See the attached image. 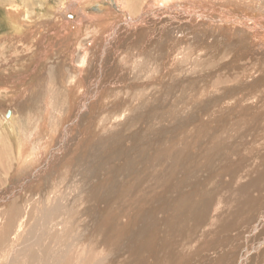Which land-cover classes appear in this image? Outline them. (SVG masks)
Listing matches in <instances>:
<instances>
[{
	"label": "bare ground",
	"instance_id": "bare-ground-1",
	"mask_svg": "<svg viewBox=\"0 0 264 264\" xmlns=\"http://www.w3.org/2000/svg\"><path fill=\"white\" fill-rule=\"evenodd\" d=\"M110 1L111 0H61L58 7L49 8L45 13H40L37 19H35L34 24H31L32 22L29 23L31 20L30 16H28L30 20H27L28 23L26 22V17L24 18L23 12L13 10V8H11L10 11H6V21L10 24L15 34H22L25 31L23 29H28L30 31L34 29L37 31L38 28L47 32V34L42 35V38L40 37V49L37 52L33 64L27 69L28 73L32 71V75H35L38 66L44 68L49 65L50 53L56 52L57 56L60 55L59 60L56 62L53 61V63L50 64V69L48 68L49 71H47V73L50 74L51 71L53 77L52 83H54V85L58 83L60 88L56 85L57 88L69 93L68 97H71L72 95L70 94L72 93L74 95H79V99L76 101L79 103L76 104V107L78 109L80 107L82 110L85 105L87 106V98L91 100L95 99L94 101L100 98L103 102V100L106 99V97L104 98V94H106L105 90H108L107 92L109 94L110 90L113 91V89L118 88L117 86H119L120 83H125V77H127L126 69L131 68L128 65V60L130 55L133 54L131 50V48H133L135 49V57L138 58L137 61L139 62L138 71L135 74L132 73L135 75L132 80V85L136 86L138 88L137 90H142L141 87H146L144 90L147 91L148 88L153 87L152 94L156 95L158 98L162 93L163 95L171 93L176 94L183 85L186 84L188 86L189 83L192 82L194 93L190 95V97L195 96L197 98L198 95L199 97L205 95L206 98L204 99L198 98L199 101H201L199 103H202V107L197 112L195 118L189 115L191 116L190 118L184 121L180 120L176 124L178 125L176 128L178 138L176 135L175 137L180 141H184L185 138L183 135L189 130V125L191 126L192 124L193 127H196L195 134L192 136L193 141L190 150L187 149V146L190 144L186 142L182 143V147H180L181 145H179V148L176 147L177 151L174 153H171L167 149L171 154L168 152H159L158 150L160 154L157 157L159 159H174L172 160L173 163L170 164L171 169L174 168V173L163 166L162 169H160L163 171V174H157L156 176L157 182L161 185H152L147 177H142L141 180V176L139 178L135 177V174L132 172L131 168L133 166L130 165L131 162L129 163V156L127 155V151L133 149L130 143L131 141L133 142L134 139L132 140V138L134 136H130L121 144V147L125 148V151L120 149L121 152L126 153H120V156L124 159L125 164L129 163L125 166V168L127 167V171L122 172L119 169L120 167H116L117 170L115 175L111 173V170L110 172H102L103 175H106L104 180L100 178L101 174L96 180L87 178L85 175L84 182L82 181L83 175L81 176L83 162H81V145L79 144L80 152H78V150L76 151V149L73 151L75 154L73 160H76L78 163L74 164V168L71 167L74 173H70L69 175L72 179L69 181V188L73 187L78 189V185H80V189H82V182L83 187H85L91 183L90 181L95 183L97 181V184H94L95 187H92V189L94 188L92 192L95 196L92 200L93 204L81 210L76 203H60L56 195L51 196L50 194L48 195V193H42L43 189H39L37 185L32 186V181H35V184L39 183L40 178L37 177V174L41 171L39 168L41 169L42 166L47 164L45 156L50 151L46 143L41 145L42 141H40L41 139H37V137H35L34 141L36 142V140H39L40 143L37 141V144L39 143L38 146L32 149V147L28 145L32 143L30 139L24 138L23 129L19 123L20 118H18V114L20 117L23 116L26 121L25 124H27L25 128L26 132H32L33 129H29L31 124L36 122L37 125L40 122V118H42L43 121L45 114L52 110L49 108V106L52 107V105H50L52 98H50L49 92H52L48 90V84L52 85V83L49 81L48 75L47 82L43 80L44 75L41 72L43 76L40 77L39 80L33 77L31 81H28V86L19 87L21 95L26 94L25 92L27 90L30 91L29 93L31 96L36 93V90L39 91L40 99L38 106H36L37 109H28L29 103H27L26 98L23 99L24 97H20L19 99L17 98L18 100L15 102H21V104L18 106L11 104L13 108L9 109V115L6 118L7 121L5 120L6 116L3 120L5 123L8 122L7 125L3 123V126H5L6 129L9 128L12 135L13 141L11 144L13 146L11 152H13L14 156H16L15 158L18 159V163L22 161L21 166L18 164L17 168L15 167L14 173L16 176L19 175L18 177H20H16L17 180L20 179L17 182V189L23 192L20 193V197L18 196L16 198L13 194H15L17 189L12 191L13 193L8 191L7 193L6 190L3 189L0 192V205L3 206V208L0 209V252L3 249L7 252L6 264H207L212 258L209 252L206 251L207 249L211 247H217L218 249V246H223L224 251H227L228 246L231 245V247H233L234 239L238 238L240 235L243 238L242 247L240 245L241 250L237 251V254L232 256H237V258L232 260L238 264H243L244 261L247 262L250 256L249 250L253 248L251 247L252 244H250V240L252 239L251 236L256 232L264 234V210L260 209V205L264 203V0H144L138 13L136 11L137 14H135L136 8H134V4L135 2L137 3V1L140 3V0H132L130 4L129 0H115V12L113 13L112 11L110 12L107 6ZM93 2L102 4V6L97 5L95 12H100V14L97 13L98 15L93 14L94 12L88 13L89 10L92 9L90 3L92 4ZM88 4L89 7H87ZM65 14L72 17V23L69 22L71 19H65ZM51 22H53L51 29L46 28L45 26ZM84 24L85 26L83 27L82 25ZM89 25H92V27ZM151 26H153V28ZM82 27L85 30L92 28L90 30L92 31L90 37L94 35L93 37L96 39L93 45L90 42L84 47L77 39H74L76 36L80 35V32L82 34ZM125 30L127 34L118 37L117 33L125 32ZM236 34H238L239 37ZM38 35L41 34L38 33ZM233 35H236L237 39H233ZM243 38H245L244 42ZM253 39H255L254 42H252ZM168 41H174V46H171V48L176 47V51H178V47L180 48L183 44L182 50L180 51L182 54L180 62L183 60V63L188 65V67L183 68V64H180V68L175 66L174 68L179 72H183L184 76L176 80L172 79V82L166 84V77L164 78V75H167L166 72L168 68H170L169 66L171 63L169 59L170 57L172 58L173 54L177 56V54L174 53V49L167 53H163L164 44ZM238 41H240V43H238ZM119 42L125 44L126 50L129 49L130 55L125 54L127 58L123 60V66L127 65L126 67H122V63L116 61L115 53L117 50L115 47H117ZM242 44V48L251 50L252 54L255 55V52L260 54L261 60H259L260 57L256 56L253 58L242 56L241 50H235V45ZM30 45L27 46L26 49H28ZM157 46H159V49H157ZM167 46L169 45H166V47ZM54 48L56 49L54 50ZM16 50L17 52L19 51V49ZM89 50V54H85V52L87 53ZM151 50L153 52H150ZM73 53H78L80 55L81 62H77V60L73 59ZM180 53L178 51V55ZM8 55L9 53L7 56ZM47 55L48 58L44 60L46 62H42L45 65L41 67L42 65L40 66L39 62ZM15 56L18 57V55ZM76 57L78 58V56ZM255 57L256 59H254ZM205 58L214 59V61L211 65L203 67L202 71H200L201 73L196 75L190 74V77H188V72L195 73L193 68L194 65L197 64L196 62L204 61L206 60ZM31 60L32 59H30V61ZM240 60H249L250 63L240 62ZM258 61H260V63ZM132 64L134 65V63ZM135 65L137 66V64ZM191 66L192 68L190 70ZM148 67H150L152 71H148ZM230 68L234 70L232 76L231 73H229ZM244 71H255L256 74L254 76L245 75L240 81L236 82V84L224 85L226 81L232 80L233 76L237 78ZM157 72H159V75H156ZM227 73L230 77L223 80L222 75H226ZM65 76H68V81H65ZM205 77L211 79L217 77V79L220 78L221 80L219 79L217 81L219 84H210L211 81H208L209 83L207 84V81L204 80ZM201 79H203L204 82ZM32 80L35 81L34 83L38 81L37 84H33ZM64 81L66 83H64ZM83 81H86L87 85L83 84ZM243 81H247L248 84H243ZM197 84H201L198 88L205 85L210 86V88L211 86L213 87L209 90H207L209 87H203L204 89L195 91L197 90ZM51 87L54 88V86ZM8 88L10 89L11 87ZM165 88L173 89L174 91L166 93ZM120 89L121 88H119V90ZM243 90H246L245 94H243ZM52 100H55L54 104L57 103V105L60 102H57L58 99L56 97ZM67 101H69L68 103L71 107L75 102L74 96ZM163 101H166V99L161 101V108L164 105ZM184 103L188 105L187 101ZM117 105V103L115 106L111 104V106L106 109L113 110ZM101 106L102 108L106 107L105 104H101L100 107ZM77 108L73 111L68 110L72 112L69 113L70 115L64 116L63 121L65 122L62 125L60 124V128L58 127L48 135L50 137L49 142L46 141L48 145L53 141L55 143L57 140V143H60L62 146V152L65 150L63 149L65 145L62 142L69 136L68 131L77 123H80L79 126H81L82 116L80 117L76 114ZM2 111L3 110L0 112ZM100 115L101 111H98L92 119L96 123V126L101 122L100 120L103 119V117L100 119ZM67 117L68 120H66ZM139 117L140 116L137 115L134 119H140ZM124 119L125 118H123V120ZM192 119H195L194 121H197V123L194 121L192 122ZM70 120L71 122H69ZM78 120L79 122H77ZM132 121L129 122L132 124ZM3 126L1 124L0 129ZM139 128H141V126ZM130 130L132 131V129ZM105 131L106 130H104V132ZM3 132L5 133L7 130L3 129ZM110 132L112 131L108 128L107 134L110 135ZM43 133L45 132H42V136ZM75 133L77 139H79L78 141H81V138H83L81 132ZM172 133L173 132L170 134ZM114 134L115 132H113L112 135ZM172 135L174 136V133ZM136 136L137 139L138 137H143V135H138V133ZM0 137L3 138L2 135H0ZM102 137V140L100 136L97 138L98 140L96 139V141H98L97 143H99V150H97V153L95 152V157H101V152L107 157L101 159L96 158L99 160V164H102L104 158H108L112 151V148L107 149L106 147L108 146L103 145V141L106 140L107 135ZM1 138L0 140L6 141V139ZM162 142L164 141L162 140ZM148 143H151V139L148 140ZM97 145L98 144L94 146ZM33 146H35V144ZM193 149L194 151H192ZM94 151L95 147H93L91 151L88 150L89 154ZM138 151L139 154L143 153L139 148ZM4 153L5 144L2 142L0 143V156L4 157ZM22 154H24V156H22ZM149 155L151 154L149 153ZM140 157L144 159L146 156L143 153ZM157 157H155L156 159L152 158V160L156 162ZM5 159H8V157ZM2 160L3 164L5 160ZM64 163L70 164L71 162H66L65 160ZM122 166H124L123 163ZM149 166H151V164ZM6 169L8 168H5V171ZM8 170L7 172H9ZM33 170L37 172H32ZM147 170L144 171L146 172ZM118 171H120L121 175L116 176ZM151 172L154 171L151 170ZM33 173H36L34 179L33 176L35 175H33ZM174 174H176V178H174ZM53 175L54 174L51 173L50 175H46L47 178H45L46 181L44 180L45 183H50ZM159 176H161L162 180L158 179L160 178ZM109 179L116 185V189H114L115 193L111 195V192L107 190L104 195L99 196L96 193L97 189L103 184H106ZM131 181H134V183H131ZM146 183L148 185L151 184V189L148 190H151L152 195H163L166 199L165 202L163 198L157 199V203H155L152 212H156L155 217L157 218L151 217V219H147L144 216L140 218L138 213L139 210L130 209L129 207L132 200L138 201L139 203L144 201L143 198L147 191L145 190ZM185 183L186 186L184 185V188L183 184ZM70 193V191L67 192L69 195ZM12 196H14V198ZM33 196L36 197H34L33 202L29 200L31 201L29 204L35 205V210L33 209L35 213H33L32 210L24 213L20 208H15V206H21L19 203L21 198H31ZM147 198L148 197H146V199ZM186 198L188 199L186 200ZM167 200H170V202L168 201L167 203ZM17 201L20 206H18L19 204ZM24 205L25 204L22 206L24 207ZM252 211L253 215L251 214V217L249 215ZM26 214H32V217ZM153 214L149 213V216H153ZM121 217L124 219H120ZM83 219H87L88 223H86L82 229L81 222ZM238 221L244 223L242 224L243 228L239 229L240 226H236ZM83 224L84 223H82V225ZM157 231L160 232V236L157 235ZM67 236L68 239L65 240ZM220 240L222 241L219 243ZM238 245L239 244H237V246ZM81 252L85 253L86 256L81 257ZM230 252L231 250L229 248L228 253H219V258H214L216 261L219 260L218 262L224 263L225 261H229L231 257ZM262 255L260 259L257 258L259 262L264 259V253ZM229 263L231 264V262Z\"/></svg>",
	"mask_w": 264,
	"mask_h": 264
},
{
	"label": "rangeland",
	"instance_id": "rangeland-1",
	"mask_svg": "<svg viewBox=\"0 0 264 264\" xmlns=\"http://www.w3.org/2000/svg\"><path fill=\"white\" fill-rule=\"evenodd\" d=\"M60 1L61 0H0V50L1 53H0V111L3 110L2 112H0V127H1V124L2 126L4 124H8V122H3L4 120V117L6 116V113H7V110H9L10 108H13L12 105H16L18 106L19 104H21V102H15L17 101L20 97H24L23 99L26 98V101L28 104V109L29 108H32V109H37L36 106H38V102H39V99H40V95H39V91L36 90L35 94H33L32 96L30 95V91H26L25 93L26 94H22L21 95V91L19 92L20 88L21 87H25V86H28V81L34 77L36 78V80L40 79V77H42L44 75V79L46 82H47V75H48V79L49 81L52 83L53 81V77H52V74H51V71H50V74L47 73L48 68L50 69V64L56 61L59 60V56H57L56 52H53L52 54L50 53V58H49V65L45 66L44 67V63H42L44 60H46L48 58V55L44 57V59L39 62L40 66L41 67H44V68H40L38 66L37 70L35 71V75H32V71H29L28 73V70L30 65L33 64L34 60H35V57L37 55V52L39 51L40 49V44H41V38L43 37L42 35H45L47 34V32H45V30H40L38 28V30H34L32 29L31 31L28 30V29H23L25 30L22 34H15V32H13L12 28L10 27V24H8V22L6 21L7 18L5 17L6 15V11H10L11 8H13V10H18L20 12H23L24 13V18L26 20V22L28 23V21L30 20L28 16H30L31 20L29 23L31 24H34L35 23V19H37V16L41 13H45V11L49 8H54V7H58V5L60 4ZM132 0H129V4L131 3ZM144 0H140V3L137 1V3L135 2L134 4V8L135 9V14L138 13V10L140 9V7L142 6ZM109 4L106 5L109 7L110 9V12L112 11L115 12V5H116V1L115 0H111L110 2H108ZM138 6H137V5ZM97 5H100L102 6V4H96L95 2H93L92 4L90 3V6H91V10H89V14L92 12H94L93 14H100V12H95L96 11V8H97ZM133 6V5H132ZM89 7V4L88 6ZM114 8V10H113ZM94 9V10H93ZM60 10V9H59ZM61 11V10H60ZM137 11V13H136ZM98 13V14H97ZM114 15V14H113ZM65 19L66 20H69L71 19V22L72 23V17H70L69 15L65 14ZM6 18V19H5ZM28 20V21H27ZM52 23H49L48 25H46L45 27L48 28V29H51V26H52ZM148 25V24H147ZM83 27L85 26L82 25ZM90 27H92V25H89ZM82 27V34L80 32V35L76 36L74 39H77L78 42H80L81 45H84V47L87 46V43H90L93 45V42H96V39L92 36V31H90L91 29H87L85 30L84 28ZM153 28V26H151ZM225 29V28H223ZM33 31V32H32ZM30 32V33H29ZM41 34V35H38ZM7 34V35H6ZM29 34V35H28ZM126 30L125 32H122V33H117L118 37H122L124 35H126ZM243 34V33H241ZM5 35V36H4ZM33 35V36H32ZM83 35V36H82ZM97 35V34H96ZM238 37L239 35L236 34ZM236 35H233L232 38L233 39H237V36ZM16 36V37H15ZM31 36V37H29ZM35 36V37H34ZM86 36V37H85ZM98 36V35H97ZM14 37V38H13ZM19 37V38H17ZM23 37V38H22ZM34 37V38H33ZM41 37V38H40ZM49 37V36H48ZM51 37V36H50ZM3 38V39H2ZM30 38V39H29ZM6 39V40H5ZM11 40V41H10ZM30 40V41H28ZM245 38H243V42H244ZM247 40V38H246ZM255 39H253L252 42H254ZM7 41V42H6ZM27 41V42H25ZM35 41V42H34ZM75 41V40H74ZM98 41V40H97ZM119 41V40H117ZM183 41V40H182ZM22 42V43H21ZM32 42V43H31ZM27 43V45H26ZM39 43V44H38ZM84 43V44H82ZM238 43H240V41H238ZM7 44V45H6ZM21 44V45H19ZM31 44V45H30ZM33 44V45H32ZM36 44V45H35ZM9 45V46H8ZM28 49H26L27 46H29ZM91 45V46H92ZM166 45H169L166 47ZM171 46H174V41H168L164 44V48H163V53H167L171 50H175L174 53L177 54L172 56V58L170 57L169 59V62L171 63L170 64V68H168V71L166 72L167 75L165 74L164 75V78L166 77L165 79V83L166 84H169L170 82H172L173 80H176L177 78H181L183 75V72H179L178 70H176L174 67L177 66V68H180V66L183 64V68H187L188 65H186L185 63H183V60L180 62V59H182V54L180 53V51L182 50V47H183V44L181 45V47L179 48L178 47V51H179V55H178V51H176V47H173L171 48ZM236 48L235 50H241L240 52L243 54L242 56H247V57H250V58H253L254 56L256 57H260L259 60H261V55L256 53L255 52V55L252 54L251 50H245L246 48H242L243 44L242 45H235ZM15 47V48H13ZM159 49V46H157ZM161 47V46H160ZM78 48V47H77ZM16 49H19V51L17 52ZM25 51H24V50ZM56 48H54L55 50ZM115 49L117 50V52L115 53L116 55V61L118 63H122V67H126L127 65H124L123 66V60H125V58H127V56L125 54H129V49L126 50V46L124 43H120L117 45V47H115ZM256 49V48H255ZM6 50V51H5ZM24 52H23V51ZM28 50V51H27ZM33 50V51H32ZM53 50V51H54ZM131 50L133 51V54L130 55V58L128 60V65L131 67V68H124L126 69V76L125 77V83H123V86H122V83H120L119 86H117L118 88L117 91L116 89H113V91L110 90V93L108 94V90H105L106 91V94H104V98L106 97L105 100H102L100 99H96V101H94L95 99H90V98H87V106L85 105V109L83 108L82 110H79L77 107H76V104L79 103V102H76L78 101L79 99V95H74L73 93L70 94L72 95L71 97L69 96L68 97V94L67 92H64V90L62 91V89H59L60 86L58 83H56L54 85V83L51 84H48V90H50L52 93L49 92V96H51L50 98H54L56 97L59 102V104L57 105L54 104L55 103V100H52L51 99V103L49 106L50 109H52L51 111L47 112L44 116V119L42 121V118H40V122L36 125V122H34L33 124H31V127L29 128L30 130H32V132L28 131L26 132L25 128H26V125L25 124V120L23 118V116L20 117V115L18 114V118H20V125H21V128L23 129V133H24V138L25 139H30L31 143L32 144H28L29 146L32 147V149H34V147L38 146L39 145V140H36V142L34 141L35 140V137H37V139H41L40 141L41 142V145L46 143V146H48V149H49V153L45 156V161L47 162V164H45V166H42L41 169L39 168V174H37V177L40 178L39 179V183L35 184L36 182L35 181H32V186L34 185H37L39 189H43L42 193L45 192L48 193V195L50 194L51 196L53 195H56V198L57 200L60 202V203H67V204H74L76 203L77 206L79 207V209L81 210H84L87 206L89 205H92L93 204V198L95 197L93 195V189L92 187L95 185L94 184H97V181L96 183L93 182V181H90L91 183H89V181L87 180V182L89 183V185L83 187V182L81 183V188L80 189V185H78V189H75V188H69L70 184H69V181L72 180L71 179V176L70 173H74L73 169L75 167V163H78L76 162V160H73L74 159V153L73 151L76 149V151L78 150V152H80V145H81V162H83V167L81 168V176L83 175V179L82 181H84V178H85V175L87 178H93L94 180H96V178H98L101 174V177L103 180L105 179L104 177H106V175H103V173L109 171L110 170L112 171L111 173L113 175H115V172H116V167H120V171L124 172V171H127V167L125 168V166H127L130 162V165L133 166L131 169H132V172L133 174H135V177H140V179L142 180V177L144 178H148L149 181L151 182V184H159L161 185L160 183L157 182L156 180V176L157 174H163V171H161L160 169H162L163 166H165L164 168H168L171 170V172L173 171L174 173V168L171 169V163H173L172 160L174 159H165V160H161L159 159L157 156H159L160 153H158V150L159 152H168V150L171 152V153H174L175 151H177L176 149L179 148V145H181L180 147L183 146V142H186L187 144H190L189 146H187V149L190 150V147H191V143H192V139H193V135L195 134V129L196 127H193V125L191 124V126L189 125V130L187 131V133L184 136V141H180V140H177V131H176V128L178 125L177 122L180 121V120H186L188 118H190L191 116L189 115H192L193 118H195V116L197 115V112L200 110V108L202 107V103H199L201 101H199V99L201 98H206L205 95L203 96H200L199 95L197 96V98L194 96V97H190V95H192L194 93V90H193V87H192V82L189 83V85L187 86L186 84L183 85L181 87V89L179 90L178 93H171L172 91H174L173 89H167L165 88V92L166 93H171V94H166V95H159V97L157 98L156 95H153L152 94V89L153 87L151 88H148L147 91L144 90L146 89V87H141L142 90H137L138 88L136 86H133L132 85V80H133V77H135V74L137 71H138V65H139V62L137 61L138 58L135 57V49L131 48ZM14 53H12V52ZM36 51V52H35ZM245 51H248V52H245ZM6 52V53H5ZM9 53V55L11 56H7V54ZM33 54H32V53ZM90 50L85 54H89ZM150 52H153L152 50ZM239 52V51H237ZM12 53V54H10ZM20 54V55H19ZM107 54L109 55V53L107 52ZM15 55H18L15 56ZM74 55V56H73ZM72 57L74 60H77V62H81V58H80V55L77 53H73ZM7 56V57H6ZM54 56V57H53ZM78 56V58L76 57ZM15 59H14V58ZM256 57L254 59H256ZM13 58V59H12ZM54 58V59H52ZM58 58V59H57ZM26 59V60H25ZM30 59H32L30 61ZM206 59V58H205ZM208 59V60H207ZM206 60L204 61H197L196 63L199 65H194V68L193 70L195 71V73H190L188 72V77H190V74L192 75H196L198 73H201L200 71H202L203 67L205 66H208V65H211L214 61V59H209L207 58ZM29 60V61H28ZM171 60V61H170ZM210 61V62H208ZM264 61V60H263ZM46 62V61H44ZM134 63V65L132 63ZM208 62V63H207ZM240 62H244V63H247L250 61H246V60H240ZM255 62V61H254ZM260 63V61H258ZM202 63V65H201ZM29 64V65H28ZM137 64V66L135 65ZM181 64V65H180ZM38 65V64H37ZM54 65V64H53ZM52 65V66H53ZM133 65V66H132ZM258 65V64H257ZM13 68H12V67ZM16 67V68H15ZM28 67V68H27ZM86 67V66H85ZM154 67V66H153ZM196 67V68H195ZM46 68V69H45ZM137 68V69H136ZM192 66L190 67V70H191ZM258 68V67H257ZM12 69V70H11ZM122 69V70H124ZM157 69V68H156ZM171 69V70H169ZM174 69V70H173ZM259 69V68H258ZM258 69H255V70H258ZM128 70V71H127ZM136 70V71H134ZM173 70V71H172ZM176 70V71H175ZM192 70V71H193ZM260 70V69H259ZM16 71V72H15ZM148 71H152L150 67H148ZM156 71V70H155ZM189 71V70H188ZM198 71V72H197ZM43 75H42V73ZM130 72V73H128ZM178 72V74H177ZM233 72L234 70H232L230 68V72L231 73V76L233 75ZM22 73V74H21ZM133 73V74H132ZM181 75H180V74ZM187 73V72H186ZM18 74V76H17ZM28 74V75H27ZM41 74V75H40ZM129 74V75H128ZM256 73L255 71H244L242 74H240L237 78H235L234 76L232 77L233 79L232 80H229V81H226L224 83V85H231L233 83L236 84V82L240 81L242 77H244L245 75H248V76H254ZM46 75V76H45ZM156 75H159V72L156 73ZM14 76V77H13ZM16 76V77H15ZM222 79L223 80H226L228 77H230L228 75V73L226 75H222ZM6 77V78H5ZM168 77V78H167ZM175 77V78H174ZM18 78V79H17ZM27 78V79H26ZM132 78V79H131ZM235 78V79H234ZM22 79V80H21ZM68 76H65V81H68ZM173 79V80H172ZM220 78L217 79L214 78V79H211V78H208V77H205L204 80L207 81V84L209 83L208 81H211L210 84H214V83H217V81L219 80ZM26 80V81H25ZM64 80V79H63ZM129 82H128V81ZM203 80V79H201ZM203 80V82H204ZM221 80V79H220ZM64 81V83H66ZM121 81V80H120ZM25 82V83H24ZM35 81L32 80V83L33 84H37L34 83ZM130 84L128 85L127 84ZM244 83L243 84H248L247 81H243ZM23 83V84H22ZM63 83V84H64ZM202 83V82H200ZM14 84V85H13ZM22 84V85H21ZM83 84L87 85V82L86 81H83ZM219 84V83H217ZM6 85V86H5ZM12 85V86H11ZM16 85V86H15ZM24 85V86H23ZM31 85V84H30ZM59 86V88H57V86ZM127 87L125 88L124 87ZM132 85V87H131ZM201 84H197V90L195 91H198L199 89H204L206 87H209L207 90L209 89H212L213 86H202L201 88H198ZM47 86V85H46ZM51 86H54V88H52ZM8 87H11L10 89ZM16 87V88H15ZM20 87V88H19ZM124 87V88H123ZM130 87V88H129ZM139 87V86H138ZM204 87V88H203ZM15 88V89H14ZM119 88H123L121 91L119 90ZM128 89V90H127ZM127 91V92H126ZM245 91L246 90H243V94H245ZM14 92V94H13ZM76 93V92H74ZM165 94V93H164ZM178 94V95H177ZM20 95V96H19ZM24 95V96H23ZM60 95V96H59ZM67 95V96H66ZM111 95V96H110ZM113 95V97H112ZM118 95V96H117ZM128 97H127V96ZM202 95V94H201ZM212 95V94H211ZM210 95V96H211ZM15 96V97H14ZM74 96V104L70 107L69 105V98H72ZM130 96V98H129ZM148 96V97H147ZM76 97V98H75ZM125 97V99H124ZM141 97V98H140ZM12 98V99H11ZM18 98V99H17ZM33 98V99H32ZM122 98V99H121ZM139 98V99H138ZM147 98V100H146ZM199 98V99H198ZM110 99V100H109ZM153 101H152V100ZM166 99V101H163L164 105L163 107L161 108V101ZM82 100V98H81ZM91 100V101H90ZM118 100V101H116ZM141 100V101H140ZM14 101V103H13ZM128 101V102H127ZM187 101L188 105H186L184 102ZM136 102V103H135ZM196 102V103H195ZM92 103V104H91ZM118 104L116 106V108H114L113 110L112 109H106V108H109L111 106V104L113 106H115V104ZM159 103V104H157ZM12 104V105H11ZM54 104V105H53ZM101 104H105L106 107L102 108V106L100 107ZM146 104V105H145ZM148 104V105H147ZM198 104V105H197ZM197 107V108H196ZM72 108V109H71ZM76 108L79 110L76 111V114H78L80 117H81V126L80 123H77L75 124L68 132H69V136H67L64 140V145L65 147L63 149H65L63 152H62V146L60 145V143H57V140L50 143V145L47 144V142H49L50 140V137L48 135H50V133H52V131H54L55 129H57L59 126L61 127V125L65 122L63 121V118L64 116L66 115H70L69 113H71L73 110H76ZM132 108V109H131ZM5 109V110H4ZM106 109V110H105ZM146 109V110H145ZM160 111H159V110ZM180 109V110H178ZM197 111H196V110ZM12 110V109H11ZM27 110V109H26ZM68 110H72L71 112L68 111ZM109 110V111H108ZM124 110V111H123ZM158 110V111H157ZM98 111H101V115H100V119L103 117V119H101L100 123L96 126L95 122L92 120L94 117H95V114H97ZM111 111V112H110ZM6 112V113H5ZM92 112V113H91ZM125 112V113H123ZM138 113V114H137ZM188 113V114H187ZM108 114V115H107ZM130 114V115H129ZM4 115V116H3ZM14 115V114H12ZM85 115H86V118H85ZM124 115V116H123ZM137 115H139L140 119H134V117H136ZM152 115V116H151ZM133 116V117H132ZM142 116V117H141ZM151 116V117H150ZM185 116V117H184ZM3 117V118H2ZM40 117V116H39ZM69 117V116H68ZM68 117L66 120H68ZM106 117V118H105ZM2 118V119H1ZM7 116L5 117V120H6ZM9 118V117H8ZM123 118L127 119V120H123ZM154 118V120H153ZM162 118V120H161ZM133 121H132V120ZM178 119V120H177ZM47 120V121H45ZM90 120V121H89ZM195 119H192V122L194 121ZM7 121V120H6ZM88 121V122H87ZM109 121V122H108ZM124 121V122H123ZM132 121V124L130 122ZM139 121V122H138ZM160 121V122H159ZM44 122V124H43ZM62 122V123H60ZM71 122V120L69 121ZM79 122V120L77 121ZM195 123H197V121H194ZM4 123V124H3ZM32 123V122H30ZM111 123V124H110ZM135 123V124H134ZM61 124V125H60ZM138 124V125H136ZM146 124H149V125H146ZM43 125V127H42ZM88 125V126H87ZM113 125V126H112ZM153 125V126H152ZM81 128H79V127ZM96 126V127H95ZM135 126V128H134ZM141 126V128H139ZM151 126V127H150ZM173 126V127H172ZM59 127V128H60ZM99 127V128H98ZM104 127V129H103ZM145 127V128H143ZM150 127V128H149ZM160 127V128H159ZM36 128V129H35ZM44 128V129H43ZM78 128V129H77ZM106 128V129H105ZM110 128L112 132H110L112 135L113 132H115L114 135H112L111 137H108L110 136L109 134H107V129ZM113 128V129H112ZM132 129V131L130 129ZM152 128V129H151ZM3 129L4 130H7V132H3ZM77 129V130H76ZM89 129V130H87ZM91 129V130H90ZM158 129V130H157ZM160 129V130H159ZM0 130V135L3 136L4 139H6V141L4 140H0V143H4L5 144V153H4V157H8V159H5L4 157H1L0 156V192L1 190H6V192H12L14 191L15 189H17V182L20 180H17V178H20L18 176H16V174L14 173L15 172V169L17 168V165L20 164L21 166V163L22 161H20V163H18V159H16L13 154V152H11L12 150V144L11 142L13 141L12 140V135L10 133V130L9 128L6 129L5 126H3ZM41 130V131H40ZM104 130H106L104 132ZM119 130V131H118ZM130 130V132H129ZM167 130V131H166ZM89 131V132H88ZM147 131V132H146ZM169 131V133H168ZM37 132V133H36ZM41 132V133H40ZM42 132H47L46 134L43 133V136H42ZM80 133L81 132V135L83 138H81V141H78L79 139H77L76 137V133ZM92 132V133H91ZM133 132V133H132ZM141 132V133H140ZM171 132L174 133V136L172 134H170ZM191 132V133H190ZM39 133V134H38ZM86 133V134H85ZM127 133V134H125ZM137 133L138 135H143V137H138L137 139ZM140 133V134H139ZM152 133V134H151ZM7 134V135H6ZM10 134V135H9ZM91 134V135H89ZM132 134V135H131ZM169 136H168V135ZM28 135H29V138H28ZM34 135V136H33ZM36 135V136H35ZM106 140L103 141V145H107L108 147H106L107 149H110L112 148V151L110 153V156L108 158H104V162L102 164H99V160L96 159V158H103V157H107L106 155L103 154V152H101V157H95L96 156V153L98 152L97 150H99L98 146H99V143H97L98 141H96V139L100 136V139L102 140L103 137L102 136H106ZM157 135V136H156ZM161 135H164V136H161ZM176 135V137H175ZM31 136V138H30ZM133 137L132 140L133 142L131 141L130 144H132L133 146V149L127 151L128 152V156H129V163L128 164H125V161L124 159L120 156L121 154L120 153H123V154H126L124 152H121V150L125 151V148L121 147V144L124 143L127 138L129 137ZM154 136V137H153ZM156 136V137H155ZM171 136V137H170ZM187 136V138H186ZM41 137V138H40ZM160 137V138H159ZM1 138V137H0ZM1 138V139H3ZM190 138V139H188ZM120 139H123V140H120ZM142 139V140H140ZM151 139V143H148V140ZM76 140V141H75ZM98 140V139H97ZM162 140L164 142H162ZM37 141L39 142L37 144ZM47 141V142H46ZM92 141V142H91ZM96 141V142H95ZM119 141V142H118ZM91 142V143H90ZM148 144H147V143ZM156 142V144H155ZM158 142V143H157ZM173 142V143H172ZM181 142V144H180ZM153 143V144H152ZM163 143H166V144H163ZM170 143V144H169ZM186 143H185V146H186ZM240 143V142H239ZM35 144V146H33ZM53 144V145H52ZM57 144V145H55ZM80 144V145H79ZM98 144L97 146H94ZM147 144V145H146ZM154 146H152V145ZM60 147H59V146ZM144 145V146H142ZM146 145V146H145ZM178 145V146H177ZM7 146V147H6ZM51 146V147H50ZM72 146V147H71ZM74 146V147H73ZM102 146V145H100ZM139 146V147H138ZM151 146V147H150ZM168 146V147H167ZM71 147V148H70ZM93 147H95V151L92 152L91 154H89L88 150H92ZM140 151H142L146 157H144V159H141V154H139V151H138V148ZM170 147V149H169ZM175 147V148H174ZM177 147V148H176ZM78 148V149H77ZM89 148V149H88ZM142 148V150H141ZM149 148V149H148ZM153 148V149H152ZM166 148V149H165ZM173 148V149H172ZM9 149V150H8ZM147 149V150H146ZM168 149V150H167ZM164 150V151H163ZM167 150V151H166ZM10 151V152H9ZM56 151V152H55ZM84 151V152H83ZM114 151V152H113ZM194 151V149L192 150ZM52 152V153H51ZM69 152V153H68ZM88 152V154H87ZM96 152V153H95ZM117 152V153H116ZM168 152V153H170ZM9 153V154H8ZM106 153V152H105ZM149 155V153L151 155L147 156L146 155ZM158 153V154H157ZM170 153V154H171ZM51 154V155H50ZM66 154V155H65ZM69 154V155H68ZM26 155V154H25ZM119 155V156H118ZM139 155V156H138ZM154 155V156H153ZM22 156H24V154H22ZM51 156V158H50ZM63 156H66V157H63ZM85 156V157H84ZM116 156V157H115ZM69 157V158H68ZM157 157V160L156 162L152 160V158H155ZM58 158V159H57ZM116 158V159H115ZM147 158V159H146ZM5 160V162L2 164L3 160ZM15 159V160H14ZM61 159V160H60ZM72 159V160H71ZM132 159V160H131ZM156 159V158H155ZM66 160V162H71L70 164L68 163H64V161ZM68 160V161H67ZM152 160V161H151ZM13 161V162H12ZM15 161V162H14ZM64 163H62V162ZM107 161V162H106ZM124 161V162H123ZM147 161V163H146ZM149 161V163H148ZM162 161V162H161ZM169 161V162H168ZM171 161V162H170ZM10 162V163H9ZM53 162V163H52ZM121 162V163H120ZM158 162V163H157ZM166 164H164V163ZM52 163V164H51ZM109 163V165H108ZM122 163L124 166H122ZM80 164V162H79ZM117 164V165H116ZM142 164V165H141ZM148 164V166H147ZM151 164V166H149ZM168 164H169V167H168ZM66 165V166H65ZM116 165V166H114ZM135 165V166H134ZM139 165V166H138ZM10 166V167H9ZM81 166V164H80ZM105 166V167H104ZM156 166V167H155ZM2 167V168H1ZM16 167V168H15ZM39 167V166H38ZM57 167V168H56ZM72 167V168H71ZM96 167V168H95ZM136 167V168H135ZM154 167V168H153ZM5 168H8L6 169L5 171ZM108 168V169H107ZM125 168V169H124ZM145 168V169H144ZM163 168V169H164ZM11 169V170H10ZM150 171H148V170ZM156 169V170H155ZM7 170L9 172H7ZM103 170V171H102ZM144 170H147L146 172ZM154 171V172H151ZM159 172H158V171ZM37 172L36 170H33L32 172ZM101 171V172H100ZM120 171L117 172L116 176L118 175H121L120 174ZM157 171V172H156ZM161 171V172H160ZM91 172V173H90ZM103 172V173H102ZM151 174H149V173ZM51 174H54L53 175V178L50 180V183L49 182H46L45 183V178H47L46 175H50ZM99 173V174H98ZM110 173V174H111ZM156 173V174H154ZM15 174V175H14ZM3 175V176H2ZM12 175V177H11ZM33 179L36 177V173H33ZM138 175V176H137ZM153 175V176H152ZM6 176V177H5ZM8 176V178H7ZM56 176V178H55ZM103 176V177H102ZM17 177V178H16ZM160 178L158 179H161V176H159ZM25 178V177H24ZM55 178V180H54ZM154 178V180H153ZM174 178H176V174H174ZM16 180V181H15ZM45 180V181H44ZM162 180V179H161ZM6 181V182H5ZM58 181V182H57ZM109 181V182H108ZM107 181L106 184H103L102 186H100L99 189H97V194L99 196H102L105 194V191L109 190L111 192V195L115 193V190L116 189V185L115 183H113L111 181V179H109ZM156 183H155V182ZM8 182V183H7ZM12 182V183H11ZM85 182V181H84ZM93 182V183H92ZM68 183V184H67ZM110 183V184H109ZM113 183V184H111ZM131 183H134V181ZM15 184V185H14ZM39 184V185H38ZM41 184V185H40ZM45 184V185H44ZM75 184V183H74ZM109 184V185H108ZM150 184V185H151ZM12 185V186H11ZM15 187H14V186ZM150 185H148L146 183L145 185V190L146 193L144 195V201H141V203H139L138 201H135V200H132V203L129 205L130 209H138V213H139V216L140 218H143L142 216L146 217L147 219H151V217H155V213L152 212V210H154V207H155V203H157V199H161L163 198L164 202H165V198L163 195H155L151 193V190H148V189H151ZM184 185L186 186V183L183 184V187ZM4 186V187H3ZM9 186V188H8ZM72 186V185H71ZM105 186V187H104ZM54 187V188H52ZM89 187V188H88ZM115 187V188H113ZM6 188V189H4ZM88 190H87V189ZM104 188V189H103ZM108 188V189H107ZM185 188V187H184ZM54 189V190H53ZM61 190V191H60ZM100 190V191H99ZM113 190V191H112ZM17 191V192H16ZM15 191V194H13L16 197H18L19 195H21L20 193L22 192V190L20 189H17ZM47 191V192H46ZM53 191V192H52ZM71 192L70 195L67 194V192ZM84 191V192H83ZM153 191V190H152ZM7 192V193H8ZM88 192V193H87ZM101 192V193H100ZM13 193V192H12ZM23 193V192H22ZM86 193V194H85ZM92 193V194H91ZM94 193V194H96ZM186 193V191H185ZM39 194V193H38ZM88 194H91V195H88ZM150 194V196H149ZM165 195V194H164ZM14 196H12L14 198ZM20 197V196H19ZM34 197L36 196H33L31 198H21L20 201H19V198H18V201L20 204L18 206L20 207H17L15 206L16 209H21L22 212L26 213V211H30L32 210L33 213L34 210H35V205H30L29 202H33V199ZM59 197V198H58ZM62 197V198H60ZM146 197L150 198V199H146ZM75 198V199H74ZM89 198V199H88ZM3 199V198H2ZM37 199V198H36ZM82 199V200H81ZM188 198H186L187 200ZM16 200V199H15ZM31 200V201H29ZM63 200V201H62ZM77 200V201H76ZM86 200V201H85ZM147 200V201H145ZM155 201V202H154ZM168 201L170 202V200H167L166 202L168 203ZM264 201V200H263ZM82 202V203H81ZM147 205H145L144 203ZM151 202V203H150ZM87 203V205H86ZM9 204V203H8ZM23 204L24 207L22 206ZM145 206H144V205ZM139 205V206H138ZM152 205V206H150ZM28 206V208H27ZM260 209L261 210H264V203H262L260 205ZM146 207V209H145ZM3 206L0 205V209H2ZM5 208V207H4ZM148 208V209H147ZM153 208V209H152ZM34 209V210H33ZM141 210V211H140ZM147 210V211H146ZM158 211V210H157ZM149 213L153 214V216H149ZM166 214V212H165ZM169 214V212H168ZM251 214L253 215V211L250 213L249 216H251ZM27 216H31L32 217V214H26ZM30 217V218H31ZM252 217V216H251ZM157 218V217H155ZM23 219V218H21ZM120 219H124L123 217H121ZM138 219V217H137ZM86 220V221H85ZM122 221V220H121ZM28 223V222H27ZM30 223V222H29ZM82 223H84L82 225ZM86 223H88L87 219H83L82 222H81V228L83 229V226L86 225ZM242 223L241 221H238L236 226H240L239 229L243 228L242 227ZM188 225V224H187ZM81 229V230H82ZM152 231V229H151ZM158 232V231H157ZM156 233V232H155ZM158 236H160V232L157 233ZM264 234L263 233H258L256 232L252 237V239L250 240V244H252L250 250H249V257L247 259V262L243 264H264V259L262 261L259 262V259H260V256L264 253ZM262 236V237H261ZM256 238V239H255ZM68 239V236L65 240ZM242 236L240 235L238 238L234 239V244H233V247L228 246V249L227 251H224V248L223 246H218V249L217 247H211L209 249H207L206 251L209 252V255L212 257L210 262L207 263V264H230L229 262H231V264H238L236 263L235 261H233L232 259L234 258H237V256L235 257H232L234 255L237 254V251H240L241 248H240V245L242 247ZM222 240L219 241V243L221 242ZM236 243V244H235ZM254 243V244H253ZM237 244H239L237 246ZM261 246V247H260ZM213 248V249H212ZM229 248L231 250L230 252V259L229 261H225L224 263H221V262H218L219 260L216 261V257L219 258V253H228L229 252ZM240 248V249H239ZM259 248V249H258ZM136 249V248H135ZM217 249V250H216ZM223 249V251H222ZM255 249V250H253ZM138 250V249H136ZM257 250V251H256ZM205 251V252H206ZM216 251V252H215ZM219 251V252H218ZM255 251V252H254ZM251 252V253H250ZM212 253V254H210ZM233 253V254H232ZM235 253V254H234ZM208 254V253H207ZM216 254V255H215ZM258 254V255H257ZM255 255V257H254ZM4 256V257H3ZM58 256V255H56ZM86 256L85 253L81 252V257H84ZM257 256V257H256ZM0 264H6V257H7V252L3 250H1L0 252ZM215 257V258H214ZM263 257V255H262ZM51 258V257H50ZM259 258V259H257ZM3 259V260H2ZM253 259V260H251ZM257 260H258V263H257ZM234 262V263H233ZM254 262V263H253ZM73 263V262H72ZM75 263V262H74ZM240 264V263H239Z\"/></svg>",
	"mask_w": 264,
	"mask_h": 264
},
{
	"label": "water",
	"instance_id": "water-1",
	"mask_svg": "<svg viewBox=\"0 0 264 264\" xmlns=\"http://www.w3.org/2000/svg\"><path fill=\"white\" fill-rule=\"evenodd\" d=\"M9 115V110L7 111V113H6V116H8Z\"/></svg>",
	"mask_w": 264,
	"mask_h": 264
}]
</instances>
